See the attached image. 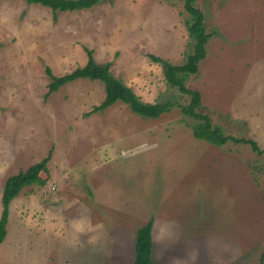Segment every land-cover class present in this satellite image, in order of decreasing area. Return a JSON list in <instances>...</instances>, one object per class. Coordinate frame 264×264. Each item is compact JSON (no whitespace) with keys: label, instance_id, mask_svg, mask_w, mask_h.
<instances>
[{"label":"rangeland","instance_id":"rangeland-1","mask_svg":"<svg viewBox=\"0 0 264 264\" xmlns=\"http://www.w3.org/2000/svg\"><path fill=\"white\" fill-rule=\"evenodd\" d=\"M205 57L186 86L227 135L264 148V0H196ZM181 0H100L53 12L0 0V212L6 178L49 155L42 185L9 204L0 264H128L136 231L152 220L157 264H264V159L249 144L216 146L192 134L189 96L163 65L191 50ZM143 101L169 103L151 118L116 101L103 111L99 80L46 94L87 61ZM198 108V109H199Z\"/></svg>","mask_w":264,"mask_h":264},{"label":"trees","instance_id":"trees-1","mask_svg":"<svg viewBox=\"0 0 264 264\" xmlns=\"http://www.w3.org/2000/svg\"><path fill=\"white\" fill-rule=\"evenodd\" d=\"M27 3L39 4L48 7L51 11H79L87 9L98 3L100 0H24ZM189 18L185 20L188 37L191 42V50L186 55L184 62L172 64L156 56H151L154 61H159L163 65L164 77L166 82L176 87L181 93L189 96L187 104L181 105V111L186 116L194 119L192 134L197 139L205 140L216 146L224 145L228 141L235 143L249 144L251 148L261 155L264 159V148H260L252 139H244L227 135L222 128L214 124L210 117L203 114L200 110V92L186 86L185 82L190 74L198 71L199 62L205 57V45L211 37V33L206 31L203 12L195 6L196 0H181ZM87 61L83 66L75 68L73 71L64 75L55 76L46 67V72L50 77L47 95L56 91L67 82L87 78L99 80L103 83L105 95L99 105L92 108V112L103 111L116 101L128 104L136 114L155 118L162 112L168 110L169 103H149L143 102L129 87L121 80L114 77L109 69V65L98 64L92 54V50L87 49ZM199 108V109H198ZM49 155L40 161L30 165L25 170L6 178L2 189L1 203L2 210L0 215V244L6 236V225L8 222L9 204L20 190L32 184L42 185L46 178H42V173H47V162ZM264 169V163H263ZM152 220L141 226L136 231L134 244V257L128 264H157L152 259Z\"/></svg>","mask_w":264,"mask_h":264},{"label":"crops","instance_id":"crops-1","mask_svg":"<svg viewBox=\"0 0 264 264\" xmlns=\"http://www.w3.org/2000/svg\"><path fill=\"white\" fill-rule=\"evenodd\" d=\"M1 195H2V193H1ZM1 205H2V203H1ZM1 210H2V208H1ZM0 215H1V212H0ZM9 215V214H8ZM8 223V222H7Z\"/></svg>","mask_w":264,"mask_h":264}]
</instances>
